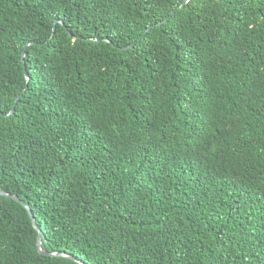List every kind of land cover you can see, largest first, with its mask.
I'll return each mask as SVG.
<instances>
[{
  "label": "trees",
  "instance_id": "1",
  "mask_svg": "<svg viewBox=\"0 0 264 264\" xmlns=\"http://www.w3.org/2000/svg\"><path fill=\"white\" fill-rule=\"evenodd\" d=\"M182 2L0 0V189L73 256L0 195V264H264V0Z\"/></svg>",
  "mask_w": 264,
  "mask_h": 264
},
{
  "label": "water",
  "instance_id": "2",
  "mask_svg": "<svg viewBox=\"0 0 264 264\" xmlns=\"http://www.w3.org/2000/svg\"><path fill=\"white\" fill-rule=\"evenodd\" d=\"M188 1L189 0H183V2L179 5V8H182ZM160 23L161 22H159L157 24H160ZM53 30H54V27H53ZM69 35H71V34L69 33ZM32 44H39V42L31 41L29 43H25L24 46L21 49V54H20V60L22 62L23 72H24V76H25V79H26V83L29 80V75H28L27 70L25 68L24 57H25V53H26V47L28 45H32ZM19 97H20V94L17 95V97L15 98V102L17 101V99ZM12 112H13V109H11L10 113H12ZM0 115H8V114H3L2 112H0ZM0 195H5V196H9V197L13 198L15 201L19 202L27 210L29 218L31 220V223H32L33 227L38 231L36 247H37V250H38L39 253H41L43 255H53V256L63 255V256H67V257L73 258V256L65 254V253H60V252H52L51 253V252H48L45 249H43L42 245H41V232H40V229H39L38 225L35 222V218H34L33 212L31 211L30 207L27 204L23 203L19 199V197L17 195H15V194H12V193H9L7 191H4V190L0 189Z\"/></svg>",
  "mask_w": 264,
  "mask_h": 264
}]
</instances>
